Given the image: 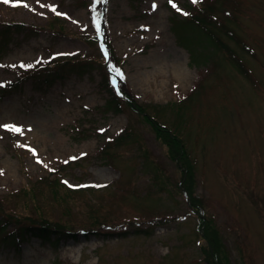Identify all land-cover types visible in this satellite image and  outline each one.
<instances>
[{
	"label": "rangeland",
	"instance_id": "374dc122",
	"mask_svg": "<svg viewBox=\"0 0 264 264\" xmlns=\"http://www.w3.org/2000/svg\"><path fill=\"white\" fill-rule=\"evenodd\" d=\"M95 1L0 0V125L22 129L0 127V206L18 218L0 217V264H210L176 162L142 115L114 103L115 90L177 126L195 161L198 210L229 264H264V0H208L210 28L243 72L185 16L192 0H103L102 12ZM97 34L111 46L107 62L103 46L85 39ZM67 55L91 63L49 85L30 76ZM186 96L179 112L170 108ZM54 173L100 191L68 205L46 185L35 186L36 203L26 196L25 186ZM30 222L70 237L17 241Z\"/></svg>",
	"mask_w": 264,
	"mask_h": 264
},
{
	"label": "trees",
	"instance_id": "16d2710c",
	"mask_svg": "<svg viewBox=\"0 0 264 264\" xmlns=\"http://www.w3.org/2000/svg\"><path fill=\"white\" fill-rule=\"evenodd\" d=\"M96 4L100 5L99 1H97ZM192 5L194 6L193 12L188 11L189 13H186L185 16L189 20H192L191 22L195 23V25H197L201 29L203 34L210 40V42H212L213 44L215 43L217 45L219 44L220 48H223L224 52H227V54H225L227 58L232 61L233 64L235 63L240 69V71L243 72L244 70L241 68V66L232 60V57L237 60L234 56L231 55L232 51L220 41L219 37L215 34L212 28H210V23H212L211 14L215 10L214 5L208 0H200L199 2L195 4L193 3ZM213 25H216V23H214ZM12 26L18 28L19 26H22V24L12 23ZM85 39L91 44L98 43V40L94 36L85 37ZM108 46L110 57V55H112V50L109 44ZM90 63L91 62L80 57L67 55L56 59L53 63L49 62L48 64L46 63L42 67L31 69L29 73L32 74L30 76L36 75V73L41 74L42 76L39 77L38 81H40L42 85H49L50 83H53L56 80L62 79L64 76L62 75L63 72L68 70L74 71L75 68L79 66L86 67L85 65H90ZM25 72L26 71H24L23 73ZM109 92L112 93L113 99L115 97V104L118 103L119 100H121L127 105H129L132 109H134L137 113L142 115L143 119H145L153 128L154 132L156 133V137L159 138L165 144L168 154L176 162V166L181 174V179L178 182L179 184H177V187L185 195L186 201L188 202L190 209L197 214L199 224L203 228L202 238L206 242V244L204 245L202 251L208 257L207 260L210 262V264H229V259L227 258L223 245L220 242L217 227L207 216L200 215L201 209L198 210V207L201 206V203L199 199L196 198L193 186L195 161L193 158H191L190 154H188L184 142L179 137L177 133V126L173 125L172 128H167L165 125L159 123L156 118L148 114L144 110L143 106L141 104H138L133 98L128 96V94L120 91L119 94H117L115 91ZM186 99L187 96L185 98H182V100L179 101L178 104L171 103L170 108H173L175 112H179L182 109L181 105L179 104L183 103ZM128 135H130V133H125L124 136H119L118 138L114 139L106 138V145L102 149V151L107 153L109 148H111V144L116 142V140H124V138L128 137ZM52 175V177L48 176V178H46L47 181L45 179L37 181L36 183L38 185L34 184L25 186V188L28 187L25 189L26 196H28L29 199L32 198L36 203L37 193L35 186L46 185V188L54 201L59 202L62 205H68L73 196L78 192L88 191L89 193L94 194L95 192L100 191L99 187L92 183L83 184L80 187H69L70 184L61 179L58 173H54ZM96 205L97 204H95V206ZM4 211V208L0 206L1 218L5 220L8 219L7 221L10 222H16L18 220V218H16V220L10 219L12 214H15L12 211H5L6 216L3 215V213H5ZM55 227L57 228V226L48 225L47 222H30L26 225L23 224L20 226V232L18 233V236H15V239L17 241H21L26 237H35L37 239H40L42 243L52 242L56 245L60 242V239L70 237V235L64 236V234L62 233H57V229L59 228L55 229Z\"/></svg>",
	"mask_w": 264,
	"mask_h": 264
},
{
	"label": "snow or ice",
	"instance_id": "6c2138e0",
	"mask_svg": "<svg viewBox=\"0 0 264 264\" xmlns=\"http://www.w3.org/2000/svg\"><path fill=\"white\" fill-rule=\"evenodd\" d=\"M2 2H3L4 4H9V3H11L13 7H16V6H24V7H27V6H28L27 4H22L21 0H2ZM104 2H106V0H104ZM192 2L195 4V3L199 2V0H192ZM170 3H171V0H170ZM41 6H44V5H41ZM172 6H173V7H176L175 4H172ZM155 7H156V5L153 4V9H155ZM178 10H179V9H178ZM51 11L56 12L55 7H52V8H51ZM56 14H57V15H62V14L59 13V12H56ZM185 15H186V13H185ZM96 27H97V29L99 30V24H98V23L96 24ZM61 55H63V54H61ZM21 67H24V65H21ZM27 67H32V65H28ZM117 75L119 76L120 79H123V74H122V73H119V72H118ZM113 83H114V85H115V81H113ZM0 86H2V85H0ZM0 127H3L5 130H7V131H11V132H13V133H20V134H22V129L19 128V127H17V126H15V125H0ZM30 151H32V152H33V155H35V151H34V150H31V149H30ZM38 162H39V161H38ZM69 187H72V185H69ZM97 187H99V186H97Z\"/></svg>",
	"mask_w": 264,
	"mask_h": 264
}]
</instances>
